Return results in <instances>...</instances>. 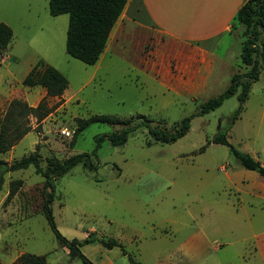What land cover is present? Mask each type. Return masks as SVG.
<instances>
[{"label":"rangeland","instance_id":"374dc122","mask_svg":"<svg viewBox=\"0 0 264 264\" xmlns=\"http://www.w3.org/2000/svg\"><path fill=\"white\" fill-rule=\"evenodd\" d=\"M67 20L66 13L49 14L48 0H0V22L12 30L0 56V119L12 100L34 107L45 97L43 87L21 82L37 60L55 67L68 81L60 97L46 98L51 110L42 120L30 114L21 117L30 130L0 153V158L10 163L37 151L39 163L45 167L51 159L63 161L72 154H91L97 134L121 128L92 122L75 136L77 117L105 114L133 117L132 123H136L139 119L134 116L144 115L152 125L173 130L182 118L191 116L188 131L172 142H155L144 126L131 131L121 145L104 138L90 155L96 168L77 163L54 180L53 220L67 239H97L80 246L92 264H131L118 246L107 248L99 242L109 238L122 242L133 259L145 264H192L173 251L193 230L196 219L212 238V246L233 241L222 254L239 264L237 254L249 256L248 242L243 239L253 230H264V199L243 193L239 197L233 187H225L220 170L247 171L226 145L210 141L200 150L218 131L229 127V117L238 105L233 94L215 109L200 113L202 103L229 87V67L202 92L191 97L176 95L142 73L129 38L114 49L108 48L99 63L86 64L68 55L64 50ZM230 32L239 43L242 27L233 26ZM229 44L225 38L216 54L226 58L229 66L236 65L234 73H242L245 67L240 58L232 56L229 61L225 56ZM230 48L234 53L238 45ZM63 128L71 136L62 134ZM226 137L235 148L258 157L264 165V70L251 83ZM13 179L21 183L5 201ZM43 181L32 165L4 174L0 190L1 264L21 252L44 254L47 264H84L68 254L48 225L42 204L49 188L43 187ZM208 259L209 264L221 262L214 253Z\"/></svg>","mask_w":264,"mask_h":264},{"label":"trees","instance_id":"16d2710c","mask_svg":"<svg viewBox=\"0 0 264 264\" xmlns=\"http://www.w3.org/2000/svg\"><path fill=\"white\" fill-rule=\"evenodd\" d=\"M126 1L48 0L49 14L56 16L66 13L68 15L64 42L65 52L86 64H94L103 51L109 33ZM233 20L232 27H242L239 42V58L245 70L242 73H234L230 79V85L226 90L207 99L200 105V113H205L218 107L229 95L236 94L238 105L229 117V127L238 116L242 104L248 96L251 83L256 81L259 77V72L264 70V0H246L235 13ZM11 37V28L4 22H0V56L7 47ZM21 82L27 86L39 85L43 87L45 89V97L34 107L28 106L25 102L18 99L12 100L9 103L4 116L0 119V153L6 151L30 130V126L20 120L21 117L30 114L35 116L37 121L42 120L51 110L46 98L60 97L68 84L67 78L59 70L50 64L42 63L41 60H37L31 66ZM238 87H240L239 90H237ZM134 118L139 119V121L132 123L133 117L122 119L105 114H94L86 118L77 117L75 119L76 127L74 134L76 136L92 122L120 125L121 128L119 130L95 136L96 146L91 153L95 154L96 148L104 138H107L113 145H121L126 142L130 132L139 126H144L155 142H172L188 131L191 116L182 118L178 126L174 127L173 130L152 125L151 119L144 115H136ZM229 127L218 131L210 140L206 141L205 145L201 146L200 150H203L210 141L224 144L229 148V151L241 167L254 170L264 176V165L258 159L253 157L249 152L238 150L228 141L226 134ZM91 154L80 152L68 156L63 161L51 159L45 167L40 165L37 151H33L10 163L0 158V190L4 181V174L8 171L27 168L29 165H32L35 172L43 176V187L49 188L42 204L43 214L48 225L61 245L67 248L68 254L71 257H79L84 264H92V262L81 252L80 246L83 242H94L97 239L85 238L83 241H80L76 238L67 239L64 237L57 229L53 220L50 204L54 197L55 179L66 173L77 163H82L89 168H96L97 163H93L90 160ZM20 183L19 179L10 181L5 201L10 200L16 193ZM99 242L107 248L118 246L131 264H145L133 259L125 250L122 242L116 238H109L108 240L100 239ZM11 264H47V262L44 254L21 252Z\"/></svg>","mask_w":264,"mask_h":264},{"label":"crops","instance_id":"0c3cea01","mask_svg":"<svg viewBox=\"0 0 264 264\" xmlns=\"http://www.w3.org/2000/svg\"><path fill=\"white\" fill-rule=\"evenodd\" d=\"M245 1L127 0L97 63L108 48L114 49L123 39L129 38L138 53L142 73L155 78L176 95L191 97L202 92L228 67L230 81L237 70L236 65L229 66L226 58H219L216 52L223 40L229 38V46L235 43L238 49L233 53L227 47L225 56L229 61L232 56L239 58V43L230 31L234 15ZM245 169L247 171L240 168L218 170L223 172L225 187H233L239 197L243 193L253 199H264V176ZM205 170L208 173V169ZM207 233L195 219L193 230L179 241L173 253L183 255L192 264H209L208 258L212 253L216 254L218 261H223L217 264H235L234 260L222 254L223 248L232 245L233 241L216 242L212 246V238ZM243 240L248 242L249 256L245 258L237 254L239 264H264V230H253ZM16 257L7 264H11Z\"/></svg>","mask_w":264,"mask_h":264},{"label":"built area","instance_id":"2783aa9c","mask_svg":"<svg viewBox=\"0 0 264 264\" xmlns=\"http://www.w3.org/2000/svg\"><path fill=\"white\" fill-rule=\"evenodd\" d=\"M60 132L65 136H71V132L68 131L66 128L61 129Z\"/></svg>","mask_w":264,"mask_h":264}]
</instances>
